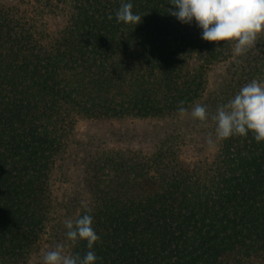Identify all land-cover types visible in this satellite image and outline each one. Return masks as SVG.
Returning <instances> with one entry per match:
<instances>
[{"label":"trees","instance_id":"obj_1","mask_svg":"<svg viewBox=\"0 0 264 264\" xmlns=\"http://www.w3.org/2000/svg\"><path fill=\"white\" fill-rule=\"evenodd\" d=\"M131 2L136 27L116 22L121 0H0V264H42L57 245L83 255L64 222L88 209L97 264H264V142L217 139L212 120L264 82V35L237 58L171 16L170 0ZM182 117L150 155L101 149L80 160L85 183L59 191L80 120ZM195 138L212 149L187 163Z\"/></svg>","mask_w":264,"mask_h":264},{"label":"clouds","instance_id":"obj_2","mask_svg":"<svg viewBox=\"0 0 264 264\" xmlns=\"http://www.w3.org/2000/svg\"><path fill=\"white\" fill-rule=\"evenodd\" d=\"M169 4L171 16L182 24L194 22L201 30V39L216 42L215 48L231 45L237 58L256 47L258 37L264 35V0H170ZM132 9L131 0H121L116 22L136 27L142 16ZM178 111L184 114L187 110L180 107ZM191 116L204 124L209 119L208 109L196 104ZM212 120L217 139L251 134L257 143L264 142V82L253 79L246 83L226 104L217 107ZM92 225L91 209L75 220L66 219L65 236L71 247L83 241L87 251L83 255L65 253L64 245H57L43 255L42 264H97L100 258L94 245L100 237Z\"/></svg>","mask_w":264,"mask_h":264},{"label":"rangeland","instance_id":"obj_3","mask_svg":"<svg viewBox=\"0 0 264 264\" xmlns=\"http://www.w3.org/2000/svg\"><path fill=\"white\" fill-rule=\"evenodd\" d=\"M226 68L218 66L212 69L210 77L214 87L218 88ZM187 119H165V120H80L75 127L72 140L74 152L71 158L72 163H68L61 172L60 192L69 191L77 186V183H85L83 177L84 164L80 160L86 159L96 151L101 149L123 150L150 155L158 141L166 138L173 130L179 133L186 128ZM189 122V121H188ZM187 140L181 147V159L187 163H192L212 149L210 139L206 141V146L199 143L198 139ZM71 162V161H70ZM62 194V193H61Z\"/></svg>","mask_w":264,"mask_h":264}]
</instances>
